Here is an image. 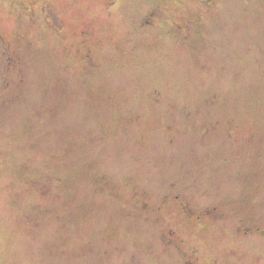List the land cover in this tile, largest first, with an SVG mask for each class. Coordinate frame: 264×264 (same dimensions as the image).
<instances>
[{
	"label": "rangeland",
	"instance_id": "obj_1",
	"mask_svg": "<svg viewBox=\"0 0 264 264\" xmlns=\"http://www.w3.org/2000/svg\"><path fill=\"white\" fill-rule=\"evenodd\" d=\"M157 3L168 19L194 15L196 37L141 27ZM0 32L20 33L24 78L7 85L0 43V264H182L167 227L204 259L264 264V239L235 230L264 223V0H0ZM32 177L52 183L40 193ZM136 185L154 204L174 189L224 217L201 231L172 201L159 218L129 216Z\"/></svg>",
	"mask_w": 264,
	"mask_h": 264
},
{
	"label": "flooded vegetation",
	"instance_id": "obj_2",
	"mask_svg": "<svg viewBox=\"0 0 264 264\" xmlns=\"http://www.w3.org/2000/svg\"><path fill=\"white\" fill-rule=\"evenodd\" d=\"M211 1L212 0H204L206 4H210ZM178 2L182 3L184 2V0H178ZM167 10L168 6L162 3H157L156 5L151 6L150 10H148L143 18H141V27L154 28L158 25L159 21L166 22L169 25V31L172 34L179 36L180 40L187 41L190 39H194L196 37L194 27L195 23L197 22L194 15L184 17L182 19H168L166 16ZM60 21L61 20L55 19L54 23L57 24V26L61 29L63 27V23H61ZM79 34L82 36V44L85 47L84 52L82 54L80 53L79 57L84 62L83 67L85 68V70H87V72H90L98 65V60H96L93 52L92 32L89 22L81 19ZM20 41L21 35L19 32H15L14 35L11 36L0 32V43L4 47V51L9 50L10 55H12L13 57V62L9 60L7 61L8 65L6 66V68L9 70L8 73H11V75H9V80L7 79L6 83L7 85L10 83H15V86H18L19 88L24 81L22 75L23 58L20 55L22 44L20 43ZM63 50L67 51V47H63ZM16 93L17 96H20L22 94L20 89H18ZM155 93L156 100L160 97L161 91L156 90ZM6 102L7 99H0V106L5 105ZM198 112L201 113V111L197 110H188L187 114H189L190 117H196L198 116ZM121 119L119 122V128L120 130H123L125 129V126L132 121V119L140 120L141 117L140 115H135L133 117H130L126 122L124 121V119ZM217 123H219V120H215L212 124L206 125L203 131L204 135L211 134L217 127ZM168 128L172 129V126H169ZM200 132L202 134V129ZM27 181L32 187L40 191V193H45L52 183V181L49 180L48 177H32ZM97 182L100 187L107 185V176L105 174L101 175L97 179ZM144 195H146V191H142L140 186L136 185L133 190V197L135 202L132 208L128 210L129 216H145L144 218L147 220L159 218L164 205L172 201V203H174L175 209L182 215L183 219L187 222H196V225H199L201 231L206 226V220L210 219L213 221V223H218L224 217V212L218 205H201L199 207H195L186 195L182 194L179 191H175L174 189L164 194L160 202L157 204L149 201ZM235 230L242 237L243 241L250 240V238L252 237H256V240L264 239V223L244 220L243 222L241 221L239 224H237ZM160 236L165 245L172 248L174 252L179 254L182 264H218L219 262V256L211 255L210 258L204 259L202 243L195 245L189 243V240L181 235L179 230L175 227L165 228L164 230H162Z\"/></svg>",
	"mask_w": 264,
	"mask_h": 264
}]
</instances>
